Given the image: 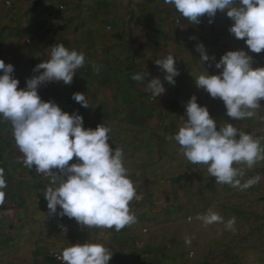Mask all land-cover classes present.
I'll return each mask as SVG.
<instances>
[{"label":"crops","instance_id":"1","mask_svg":"<svg viewBox=\"0 0 264 264\" xmlns=\"http://www.w3.org/2000/svg\"><path fill=\"white\" fill-rule=\"evenodd\" d=\"M3 7L0 59L14 66L19 88L39 74L33 69L49 59L56 43L85 54V65L71 85L47 82L38 94L69 114L78 112L86 128L110 127V146L123 149L129 178L141 198L130 204L137 223L120 231L89 229L74 218L50 215L44 198L50 179L35 178L20 166L23 154L11 123L0 117V169L7 181L0 204V264H63L56 255L76 243L103 244L113 252L108 264H221L232 254L225 248L227 230L223 223L204 226L197 215L212 209L226 222L238 212L240 200L253 205L255 198H264V162L243 178L259 175L260 182L241 191L215 183L206 165L189 163L167 137L183 125L185 104L195 95L218 128L227 122L264 139V100L256 116L234 120L220 99L196 86L200 75L221 71L215 61L225 52L248 51L228 31L230 18L217 12L211 24L206 16L191 24L163 0H39L22 10L6 0ZM200 43L215 61H200ZM168 54L179 71L174 86L154 63ZM249 55L253 69L264 67V51ZM143 71L148 74L144 83L131 78ZM154 77L166 89L157 98L147 90ZM75 92L85 94L88 108L72 99Z\"/></svg>","mask_w":264,"mask_h":264},{"label":"clouds","instance_id":"2","mask_svg":"<svg viewBox=\"0 0 264 264\" xmlns=\"http://www.w3.org/2000/svg\"><path fill=\"white\" fill-rule=\"evenodd\" d=\"M163 2L172 5L191 24H199L205 16L211 24L217 12L230 18L232 24L228 31L243 40L248 51L230 50L215 61V56L207 54L203 43L197 44L200 61H215V67L221 71L211 75L205 71L206 74L195 79L196 86L211 98L220 99L228 117L243 120L256 116L260 101L264 100V67L253 69L249 52L264 51V0ZM85 60L83 52L56 43L50 48L49 59L33 69L39 74L26 79L25 87L19 88L20 81L13 75L14 66L0 59V117L10 121L24 164L51 178L44 195L50 215L74 218L89 229L120 231L137 223L130 204L141 197L129 178L123 149L110 146V127L98 124L94 129L86 128L78 112L69 114L55 102L42 100L38 94V88L47 82L71 85ZM154 63L164 73V80L174 86V78L179 75L175 57L168 54ZM147 75L143 71L131 78L144 83ZM147 90L153 98L166 91L159 77L147 82ZM72 99L84 108L89 107L84 93L75 92ZM185 110L187 119L167 138L180 146L189 163L206 165L208 177H214L215 183L241 191L260 182L259 175L243 178L248 170L264 162V139L227 122L218 128L208 108L198 104L195 95L189 98ZM74 158L75 162L69 163ZM6 187L7 181L0 169V204L4 202ZM197 219L204 226L223 223L225 230L233 233L237 230L235 217L225 222L212 209L198 214ZM185 242L190 243L191 237L186 236ZM112 255L103 244L76 243L63 249L61 258L63 264H108Z\"/></svg>","mask_w":264,"mask_h":264},{"label":"rangeland","instance_id":"3","mask_svg":"<svg viewBox=\"0 0 264 264\" xmlns=\"http://www.w3.org/2000/svg\"><path fill=\"white\" fill-rule=\"evenodd\" d=\"M20 10L37 3L39 0H13ZM6 0L0 5V21H3ZM14 9H16L14 7ZM257 197L253 205L241 201L238 212L232 215L236 218V232L225 231L228 243L226 249L231 255H226L221 264H264V198ZM232 240V242H231Z\"/></svg>","mask_w":264,"mask_h":264},{"label":"built area","instance_id":"4","mask_svg":"<svg viewBox=\"0 0 264 264\" xmlns=\"http://www.w3.org/2000/svg\"><path fill=\"white\" fill-rule=\"evenodd\" d=\"M150 100H153L152 97H150ZM74 161H70L69 163H73ZM19 164L20 166L25 169L26 171H28L33 177L35 178H40V179H51L49 176L45 175V174H42V173H38L35 168H28L25 164H24V158H23V155L22 157L20 158V161H19ZM56 171V170H54ZM56 259H58L59 261L62 262V258H61V255H56Z\"/></svg>","mask_w":264,"mask_h":264}]
</instances>
